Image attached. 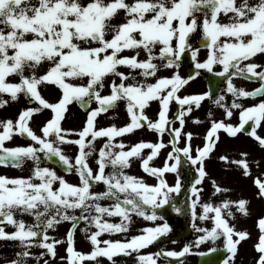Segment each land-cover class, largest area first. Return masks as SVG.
Returning a JSON list of instances; mask_svg holds the SVG:
<instances>
[{
    "label": "snow or ice",
    "instance_id": "6c2138e0",
    "mask_svg": "<svg viewBox=\"0 0 264 264\" xmlns=\"http://www.w3.org/2000/svg\"><path fill=\"white\" fill-rule=\"evenodd\" d=\"M120 17L122 22L114 23ZM193 35L204 41L200 46L207 49L203 61L198 59L200 47L191 43ZM186 52L196 69L187 78L179 72ZM257 61H264V0H0V108L21 95L33 105L22 109L16 120H0V166L23 169L31 162L27 176L0 175V240L15 242L20 248L16 258L6 264H53L57 258L65 264H102L101 257L116 264L114 257L133 253L137 264H158L161 258L183 264L180 258L193 254V247L211 242L208 252L196 253L201 256L220 251L215 245L221 239L226 253L221 264H235L238 246L249 233L236 230L230 219L235 220L237 213L248 216L250 201L225 197L213 203L212 197L231 191L215 179H211L213 191L205 201L202 185L209 177L207 161L221 130L233 138L244 132L264 148V136L257 132L264 126V63ZM201 70L223 78L225 94L214 99L210 92L180 95ZM235 78L255 79L259 87L245 90L236 86ZM48 87L59 90L56 102L42 95L41 89ZM226 94L232 97L230 103ZM248 98L259 99L251 106L240 102ZM205 99L222 108L226 119L211 120L205 142L194 148L193 133L183 130L193 106L200 108ZM73 101L81 106L97 105L88 111L78 132L62 126ZM153 102L158 104L156 119L146 111ZM172 102L179 110L170 117ZM120 103L125 105L129 122L98 127L97 117ZM45 110L52 115L37 134L30 121ZM234 110H240V122L235 126L226 122ZM208 116L213 113L209 111ZM177 120L179 127H174ZM249 121L251 131L245 129ZM143 129L157 134V142L125 143V136ZM166 133H171L168 143L163 140ZM16 135L30 143L6 146ZM98 138H106L99 148ZM70 146L76 147L74 157L66 152ZM169 146L163 166H152ZM145 149L150 151L145 153ZM248 155L241 152V159L221 155L219 160L248 177ZM53 159L57 165L47 166ZM134 160L156 184L127 171ZM60 165L65 175L56 170ZM185 166L196 174L188 186L181 171ZM108 168L111 171H106ZM168 173L174 174L171 184L166 179ZM66 175H75L78 183L70 182ZM253 183L257 196L264 198V179L256 177ZM98 185L103 189L94 190ZM182 191L190 193L191 226L199 235L180 251L141 254L172 228L165 221L144 227L141 234L129 238L133 215L155 224L165 219L158 212L165 206L183 214L173 195ZM25 216L32 221H26ZM116 217L119 222H113ZM197 221H211L213 226L202 227ZM81 222L92 246L88 253L75 247ZM65 223L70 225L65 240L50 235ZM9 226L12 231L6 230ZM257 226L261 233L255 245L260 253L257 264H264V217L258 219ZM104 234H122L123 239H102ZM62 244H66L64 256L59 255ZM34 248L41 251L33 252Z\"/></svg>",
    "mask_w": 264,
    "mask_h": 264
},
{
    "label": "rangeland",
    "instance_id": "374dc122",
    "mask_svg": "<svg viewBox=\"0 0 264 264\" xmlns=\"http://www.w3.org/2000/svg\"><path fill=\"white\" fill-rule=\"evenodd\" d=\"M83 2H87V0H83ZM120 22H122V17L117 18L116 20H114V23L119 24ZM199 37L196 35H193L192 39H191V43L193 44L194 47L196 46V43L199 41ZM207 56V49L206 48H200V52H199V56L198 59L200 61H203L204 59H206ZM192 59V58H191ZM190 71L192 72V74L194 75L196 69L194 67V62L192 61L188 66L187 69H185L184 67H180L179 72L182 76L185 77V72L186 71ZM44 71V69H40V72L42 73ZM201 75L197 78H201V79H205V83L206 86L205 88L202 89V91L204 92H210L213 96V99L216 97L215 94V90L213 87V78H212V73H208L204 70H201ZM161 75H171L170 72H162ZM13 79V78H12ZM195 79L192 80L191 84L189 85V89L191 90H195L192 92H196V88H195V83H193L195 81ZM107 90H105L106 92ZM186 91H188L187 86H184V88L181 90V92L179 93L180 95H186ZM42 95L44 96L45 99H47L46 95L44 92H42ZM55 99V98H54ZM51 99L50 102H52ZM56 100V99H55ZM229 102V99L227 100ZM73 105L71 106V112H69L68 115H70V117H68L67 121L65 122L64 125H62L65 129H71L74 130L76 132H78L79 130H81L79 125H85V121H86V117L88 112L87 111H81L79 109H77V102L73 101ZM12 105H17L16 101H13L11 103ZM11 106V105H8ZM187 107V106H185ZM216 105L212 103L211 99H205L204 101H202L201 103V107L200 108H195V106H193L194 110L192 113H190L187 117H186V124L184 126V132H191L193 133V138H192V144L193 147H198V146H202L204 141L203 138V130L206 128H210L211 126V120L215 119V120H221L218 117V113L220 114V117H225L224 116V110L222 108H217L215 110ZM179 110V105L176 104L175 102H172V104L170 105V111H169V116L171 117L174 113H176ZM76 111V113H75ZM126 111V110H125ZM157 111H158V104L156 103L154 111H153V118L155 115H157ZM209 111H211L213 113L212 117L208 116ZM107 113V112H106ZM52 114H47L46 111L36 114L35 115V122H32L30 125L34 128V130L37 132V134H39V127L42 125V122L39 123L38 126V120H44L45 121L51 117ZM109 117H107V119L104 118V114L101 115L102 122L98 123V127H108V126H112V125H116V126H122V124H119L116 120L119 117L118 111H110L107 114H105ZM109 118V119H108ZM126 122L124 123V125L129 122V118L127 116L126 113ZM114 119V123H111L110 120ZM198 119L200 121V123H194V120ZM174 127H179V121L177 120ZM153 133V132H152ZM149 131L146 129L143 130H137L134 134H129L125 137L124 141L127 144H132V143H136L139 142L141 140L148 142L150 139H153L154 137H149ZM156 136V140L154 142H157V134L153 133ZM203 135V136H202ZM17 136V135H16ZM221 136V135H220ZM72 138H78L76 136H73ZM127 138V139H126ZM226 137L221 136V142L219 144V146L217 145L216 149L214 150L213 154L211 155L210 159L207 161V171L209 173V177L205 179L202 187L204 188V192H203V198L205 201H207L213 191L212 185H211V179H215L218 184H220L222 187H227L229 189H231L230 192L226 193V194H222V195H218L215 197H212V202L213 203H220L221 200H223L225 197H230L232 200H237V199H246L248 201H252L253 202V195L251 194V191L248 190V183L249 181H247L244 177L241 178V176H243L242 172L240 169L237 170V173L234 174L232 173L234 171L233 168H226L224 165V162L222 164H220V167L218 166V159L221 155H227L229 156L230 159H241L242 157L240 156L241 152H247L252 153V149L249 148V146L247 145V143L245 141L239 140V142H233L230 140L225 139ZM106 138H98L97 142H96V147L99 148L102 146L103 141ZM121 138H117V140H119ZM171 139V133H166L163 137V140L165 143H168V141ZM28 143H30V141L28 142H24L25 145H27ZM180 146H183V141H181ZM171 148L169 146V148H166L164 150H162L161 154L154 160V162H152V166H156V167H162L166 158V154L168 151H170ZM145 153L149 152L150 150L145 149L144 150ZM66 152L69 156L74 157L76 155V147L75 146H70L67 147ZM96 158V156H94ZM250 156H247V160L249 162L250 160ZM95 161V159L93 160ZM171 163V162H170ZM261 164V162H259ZM250 164V163H249ZM252 164H250L251 166ZM49 166V165H47ZM93 167L95 168L96 165L93 162ZM31 168V163H27L23 169H19V168H12V167H6V168H1L0 167V175H5L8 177H19V176H27L29 174V170ZM106 171H111V168H109V170ZM127 171L132 174L135 175L137 177H142L146 180L147 183L149 184H156L157 181L154 177H149L147 176L146 173L143 172V170L140 167V162L138 160H134L132 163V167L130 169H127ZM182 171V175H183V182L185 184V186H188L190 184V182L192 181L193 177L196 175L194 170H189L187 166L183 167L181 169ZM59 172V171H58ZM61 175H65L64 173L59 172ZM66 179H68L70 182L72 183H78V178L75 175H66ZM166 179L168 180V182L171 184L174 182V174L168 173L166 174ZM103 186L101 185L100 187H96V189L94 190H102ZM175 197V200L179 203V205L184 209L183 214H178V218L180 221H183V219H186L190 222V226L192 225V220H191V213H190V209L188 207L189 203H190V193L186 192V191H182L180 194L176 195L173 194ZM104 203H110V202H104ZM188 211V213L185 216V213ZM159 212V210H158ZM190 213V215H188ZM77 215H79V212H77ZM188 216V219H187ZM26 220V218H24ZM113 222H119V218H112ZM28 222L32 221V218L29 217L28 220H26ZM164 220H158L155 222V224H153V222H149L144 220L143 218L137 217L135 215H133V223L131 225V229L130 232L127 234L129 236V238L133 235H137V234H141L139 232L140 229L144 228V227H150V226H155L156 224H162L164 223ZM170 227L172 228V231L170 233H168L166 236H163L165 239L169 240L172 239L173 237L177 236L180 232H182V228H181V223L179 222L178 224L174 225L173 223L166 221ZM211 226V225H210ZM85 227V224L83 222L80 223L76 233H75V247L78 251L82 252V253H88L91 251L92 246L90 244V242L86 239L85 237V233L82 231V229ZM70 228V225L65 223L62 224L58 231L56 232H50V235L55 236L56 238L60 239V240H65V233L66 231ZM192 228V226H191ZM7 231H12L13 229L9 226L7 229ZM94 230V229H93ZM194 236L192 238L189 239V243L194 241L197 238V233L194 231ZM104 238H110L113 240L116 239H123V235L122 234H115L111 237H109L107 234H104V236L102 237V239ZM11 247L9 249H7V247ZM181 247H183V240H179L178 242L172 243V242H167V243H163L161 245H158V247H156V245L153 243L152 245L148 246L145 249L141 250V254H147V253H156L158 251L161 250H176V251H180ZM13 248V249H12ZM17 248V249H16ZM65 248H66V244H62L58 246L59 249V255L60 256H64L66 255L65 252ZM197 249H195L196 251ZM17 251H20V248L16 245V243L10 242V241H3L0 240V253H3L4 255H0V264H4L6 262V260H12V258L14 257V259L16 258L15 253ZM33 251H38V249H33ZM6 252H9L5 255ZM114 259L116 260V264H137V260H136V254L133 253L131 256H127L126 259L124 261H119V259L117 257H114ZM100 260L102 261V264H110V262L108 261L107 263V259L101 257ZM165 262H168V259H163ZM161 262V259L158 260V263ZM178 261L175 259V263H177ZM30 264H35V261H30ZM53 264H65V262L60 261L58 258L56 261L53 262ZM84 264H93V262L90 261H85ZM165 264H169V263H165Z\"/></svg>",
    "mask_w": 264,
    "mask_h": 264
},
{
    "label": "flooded vegetation",
    "instance_id": "af4514ba",
    "mask_svg": "<svg viewBox=\"0 0 264 264\" xmlns=\"http://www.w3.org/2000/svg\"><path fill=\"white\" fill-rule=\"evenodd\" d=\"M186 54L188 56H191L190 52H186ZM257 62H261L264 63V61H257ZM185 69H187V67H185ZM215 70H220V66H215ZM189 75H193L192 72L190 71H186L185 72V78H187ZM202 78V77H201ZM201 78H197L195 79V81L193 83H195V88H196V92H192L195 90H191L189 89V85L191 84L192 80H190L189 84L186 85L188 88V91H186V95L188 94H203L205 93L204 91H202L203 88H205L206 83H205V79H201ZM213 78V87L215 90V94L216 96H219L221 94H225L223 92V89L226 87V85L222 82L223 78L221 77H217L215 75H212ZM17 78H13V80H16ZM234 83L236 84L237 87H243L245 90L248 91H252L255 88L259 87V83L258 81H256L255 79L252 80H246V79H240V78H235L234 79ZM42 92L45 93L47 100L50 102L51 99L52 102H56L60 96V92L58 89H55L54 87H48V88H43L41 89ZM208 92V91H207ZM227 95V100L229 99V103L231 102V95L230 94H226ZM5 99H9L10 97L5 94L4 96ZM259 99V98H258ZM257 100H253L251 98L248 99H242L240 102L245 105V106H251L255 103L258 102ZM13 101H10V103L8 105L11 106H5L4 108H0V120H5V119H13L16 120L18 117V114L20 113V111L22 109H25V106H30V102L28 99H26L23 95L20 96V98L16 101L17 105H12ZM156 102H153L151 104V106L146 110L147 111V115L150 118H153V111L155 108ZM71 106L72 103L68 106V111L65 113V119L62 121V125L65 124V122L67 121L68 117H70L69 112H71ZM78 107H79V103H78ZM86 107L91 110L92 108L97 107V105L95 103H91L90 105L86 104ZM218 108V106L215 107V110ZM113 111L116 110L118 111L119 117L116 120L119 124H122V126H124V123L126 122V111H125V105L123 103H120L119 106L115 109H112ZM109 110V111H112ZM46 111V110H45ZM108 111V112H109ZM239 111L240 110H234V115L230 120H226V122L232 123L234 126L239 124ZM107 112V113H108ZM47 114H49V112H46ZM76 113V111H75ZM107 113H102L101 115L104 114V118L107 119ZM98 116L97 117V121L102 122V117ZM218 118L221 120H225V117H220V114L218 113ZM157 115L154 116L153 119H156ZM109 119V118H108ZM36 121V119L34 118V122ZM45 121V120H44ZM43 120H38V126L39 123L44 122ZM111 123H114V119L110 120ZM32 123V121H30V124ZM251 124L252 122L249 121V123L247 125H245V129L247 131H251ZM80 128H82V125H79ZM207 129V128H206ZM204 129L203 132L206 130ZM257 132L259 135L264 136V126H262L261 128L257 129ZM149 137H154L153 139H150L148 142H154L156 140V136L149 131ZM219 135L226 137L225 139L230 140V141H235V142H239V140L245 141L247 143V145L249 146V148L252 149V153H249L250 156V160L249 163L252 164L250 166L251 168V175L248 177L245 176H241L244 177L247 181H249L248 183V190L251 191V194L253 195V202L251 201L248 205L249 208V212L250 214L248 216H244L242 214L237 213L236 214V219L235 220H231L230 219V224L234 225L236 230L238 231H246L247 233H249L248 238H246L244 241H242L240 243V245L238 246V254L235 260V264H257V260L260 256V253H258L256 251L255 245L259 242V236L261 235L260 230L257 226V222L258 219L261 217H264V198H259L257 196V188L255 186V184L253 183L254 179L256 177H259L261 179H264V148H261L259 146V143L257 141L254 140V138H252L249 135H246L244 132H241L240 134H238L237 137L233 138V137H229L225 132H223L222 130L220 131ZM221 136H220V140L218 141V146L221 142ZM126 137V136H125ZM125 137L123 139H125ZM127 139V138H126ZM221 145V144H220ZM6 146L8 147H14V146H24V140L23 138H21L20 136H14L13 139L11 141H7L6 142ZM96 159L95 157L92 158V167H93V160ZM218 166L220 167V164L223 163V161L218 159ZM257 162H261L258 163L257 166ZM31 163V162H29ZM1 168H6L5 166H0ZM8 167V166H7ZM14 168V167H12ZM231 168L234 169V171L232 173L236 174L237 173V168L235 166H232ZM106 170H109L106 169ZM242 172V170H241ZM101 185H98V187H100ZM188 213V211L185 213ZM190 215V213L188 214ZM23 218H26V220L29 219V217L25 216ZM188 219V216H187ZM189 220V219H188ZM184 219L183 220V226L186 232V236L183 238V247L185 246V244H188L189 239L192 238L195 234H194V230L193 228H191L190 226V222ZM198 224H200L202 227H207V228H211L213 226L211 221H207V222H200L197 221ZM211 225V226H210ZM199 234L197 233V236ZM210 246H213L211 244V242L206 243L201 245L199 248H195L193 247L192 252L193 254L190 255H186V257L180 258L183 261V264H221L222 259L226 256V253L223 251V240L221 239L220 241H217L216 243V247L220 248L221 250L216 252V253H211L208 255H204L201 256L199 254V252H208V249ZM181 247V249L183 248ZM11 247H7V249H9ZM13 249V248H12ZM17 249V248H16ZM195 249H197L195 251ZM39 251H41L40 249H38ZM18 252V251H17ZM33 252H38V251H33ZM9 253L6 252L5 255ZM0 255H4L3 253H0ZM14 259V257L12 258ZM108 263V261H107ZM165 263H169V264H179V261L177 263H175L174 261H170V262H159V264H165ZM42 264V261H41ZM109 264V263H108Z\"/></svg>",
    "mask_w": 264,
    "mask_h": 264
},
{
    "label": "water",
    "instance_id": "95a60500",
    "mask_svg": "<svg viewBox=\"0 0 264 264\" xmlns=\"http://www.w3.org/2000/svg\"><path fill=\"white\" fill-rule=\"evenodd\" d=\"M202 45V44H201ZM183 64H186V61H185V58L183 57V59H182V61H181ZM51 164H53V165H57V161L55 160V159H53V160H51V161H49ZM58 168L60 169V170H62V168H63V166L62 165H60V166H58ZM160 215H162L165 219H167V218H171L172 216V214H171V212H170V210H169V208H167V207H164L163 209H161V211H160ZM182 237V235H179L178 237H176L174 240H177V239H179V238H181Z\"/></svg>",
    "mask_w": 264,
    "mask_h": 264
}]
</instances>
